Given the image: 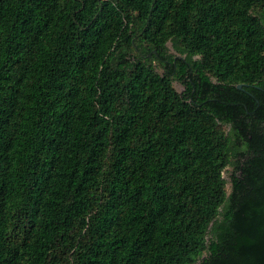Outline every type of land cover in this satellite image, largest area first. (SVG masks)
Listing matches in <instances>:
<instances>
[{
  "label": "trees",
  "instance_id": "trees-1",
  "mask_svg": "<svg viewBox=\"0 0 264 264\" xmlns=\"http://www.w3.org/2000/svg\"><path fill=\"white\" fill-rule=\"evenodd\" d=\"M0 264H264V0H0Z\"/></svg>",
  "mask_w": 264,
  "mask_h": 264
},
{
  "label": "rangeland",
  "instance_id": "rangeland-1",
  "mask_svg": "<svg viewBox=\"0 0 264 264\" xmlns=\"http://www.w3.org/2000/svg\"><path fill=\"white\" fill-rule=\"evenodd\" d=\"M175 84V87L179 90V91H182L183 90V87H182V84L181 83H179V82H175L174 83ZM225 177L228 179L229 178V175H230V173H229V171H228V169L225 171ZM228 189H229V191L231 190V183H229L228 184Z\"/></svg>",
  "mask_w": 264,
  "mask_h": 264
},
{
  "label": "water",
  "instance_id": "water-1",
  "mask_svg": "<svg viewBox=\"0 0 264 264\" xmlns=\"http://www.w3.org/2000/svg\"><path fill=\"white\" fill-rule=\"evenodd\" d=\"M171 47H172V46H171ZM242 86H243L242 84H239V85H238V88H242Z\"/></svg>",
  "mask_w": 264,
  "mask_h": 264
}]
</instances>
